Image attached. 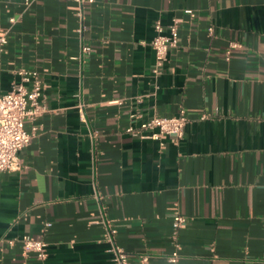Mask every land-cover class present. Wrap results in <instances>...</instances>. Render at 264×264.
I'll return each instance as SVG.
<instances>
[{
  "label": "crops",
  "instance_id": "obj_1",
  "mask_svg": "<svg viewBox=\"0 0 264 264\" xmlns=\"http://www.w3.org/2000/svg\"><path fill=\"white\" fill-rule=\"evenodd\" d=\"M25 1L0 0V94L36 68L48 111L20 168L0 172V264H113L110 228L131 264H167L176 212L179 264H264V0ZM174 19L156 74L155 23ZM181 108V141L126 130Z\"/></svg>",
  "mask_w": 264,
  "mask_h": 264
},
{
  "label": "built area",
  "instance_id": "obj_2",
  "mask_svg": "<svg viewBox=\"0 0 264 264\" xmlns=\"http://www.w3.org/2000/svg\"><path fill=\"white\" fill-rule=\"evenodd\" d=\"M81 5L94 4L97 0H78ZM30 0L25 4L30 5ZM81 15V11H78ZM17 17L10 18L11 23H15ZM84 26L79 28L82 32ZM156 35L152 40V47L155 53V63L153 72L162 73L165 63L169 58L170 50L179 44V20L174 19L169 26V33H166L161 21L155 23ZM210 32L213 27L209 28ZM9 29L0 33V54L4 51V46L8 43ZM238 45L232 42L231 46ZM92 47L83 46V51L89 52ZM230 51H228V54ZM20 81L14 83L12 88L0 94V172L13 171L20 168V151L24 149L31 140L38 135L40 126L38 119L48 111V107L42 100L44 82L40 70L36 68L22 67L17 72ZM136 113L131 114L135 118ZM84 120V115H81ZM189 117L184 108H181L179 114L173 116L154 115L142 120L138 125L130 123L126 130L134 137L142 139L161 140L162 144L165 138H172L175 141H181L186 133V125ZM187 217L176 212L172 221V238L174 242L173 251L167 257V264L180 263V229L186 224ZM47 227L52 226V222L46 223ZM116 230L110 228L107 232L111 243L109 251L113 255V264H131L130 254L114 241ZM20 240L25 252H34L39 259H45L48 255V243L44 239L35 238L31 235H23ZM10 246H14L16 238L6 240ZM142 264H152L151 257L148 254L140 256Z\"/></svg>",
  "mask_w": 264,
  "mask_h": 264
}]
</instances>
